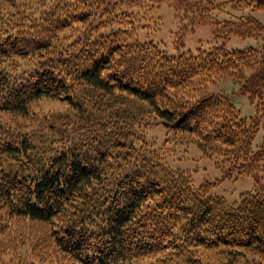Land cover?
Here are the masks:
<instances>
[{
	"label": "trees",
	"instance_id": "16d2710c",
	"mask_svg": "<svg viewBox=\"0 0 264 264\" xmlns=\"http://www.w3.org/2000/svg\"><path fill=\"white\" fill-rule=\"evenodd\" d=\"M163 1L0 0V111L11 117L0 118V242L31 240L5 249L12 264H264V140L253 147L264 41L169 55L140 38L159 30ZM239 3L264 11V0L168 5L224 40L262 37L250 15L213 18ZM218 80L237 82L259 114L206 92ZM42 100L65 109L37 110ZM157 126L171 148L194 145L257 187L235 202L194 187L147 138ZM43 227L55 263L35 254Z\"/></svg>",
	"mask_w": 264,
	"mask_h": 264
},
{
	"label": "rangeland",
	"instance_id": "374dc122",
	"mask_svg": "<svg viewBox=\"0 0 264 264\" xmlns=\"http://www.w3.org/2000/svg\"><path fill=\"white\" fill-rule=\"evenodd\" d=\"M168 3L169 0H164L158 10V14L161 17V26L159 30L156 33L141 31L140 38L142 41H152L157 44L162 51L169 55H174L176 53L186 54L188 52L194 54L198 48L210 49L213 47H220L225 51L244 50L257 47L264 41V33L261 34L262 37L258 39H241L240 37L232 36L228 40H224L223 37L214 35L212 30L213 24H198L192 23L186 18L179 19L174 15L173 8L168 5ZM242 14L250 15L264 25V11L255 9L253 5L244 6L242 3H239V7H233L232 4L225 5L224 10L218 12L213 18L217 20H234ZM238 87L235 81L218 80L216 83L209 85L206 92L228 93L232 96L234 106L239 111L241 117L252 118L257 116L260 112L258 109L259 105L255 101H251L246 95L239 94ZM37 106V110H43L45 113L65 109L62 103L52 100H42L38 102ZM9 117L8 113L0 111V118L6 120V118ZM146 136L156 149H160V153H162L165 161L172 168L188 172L193 186L197 188L201 185H205L208 195L223 196L229 202H235L242 193L253 191L258 185H256L254 177L244 173L239 175L238 172L230 168L227 163H216L218 161L216 158L206 157L203 152L194 145L171 148V144L167 141L166 129L161 126L149 128L146 132ZM263 140L264 116L261 126L253 139V147L255 148L261 145ZM259 182L264 186V178L260 177L258 183ZM15 224L19 226L22 225L20 222ZM27 226L28 224H23L25 230H27ZM35 230V235L39 232L37 235L38 238L40 235L45 238L44 233L49 237L47 228L43 227ZM35 235H33L34 238ZM6 237L8 238L9 236L5 235L4 240ZM37 240L43 243L35 254L44 255L42 258L43 261L55 263L58 258L63 256L57 248L51 244L52 242L50 243L43 238ZM2 242H6V240ZM29 242H31L30 237H27L22 243L18 239H14L13 242H8L12 244H0L1 263L12 264L11 261L9 262V258L10 260L12 259L9 252L5 253L6 248L18 245V247L21 248Z\"/></svg>",
	"mask_w": 264,
	"mask_h": 264
}]
</instances>
